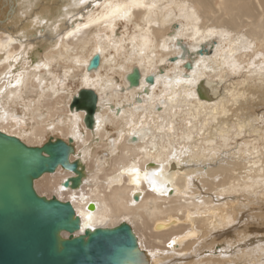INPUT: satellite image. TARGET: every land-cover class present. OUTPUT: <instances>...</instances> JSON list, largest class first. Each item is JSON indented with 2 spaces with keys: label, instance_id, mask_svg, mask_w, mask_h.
Segmentation results:
<instances>
[{
  "label": "bare ground",
  "instance_id": "6f19581e",
  "mask_svg": "<svg viewBox=\"0 0 264 264\" xmlns=\"http://www.w3.org/2000/svg\"><path fill=\"white\" fill-rule=\"evenodd\" d=\"M39 1L0 0V73L9 70L0 84V132L28 147L49 137L71 139L70 161L78 159L84 170L75 190L61 186L70 172L43 175L34 182L37 195L70 202L81 221L77 235L127 223L147 264H264V0H106L72 22L44 60L27 39L41 19L53 17L51 5ZM86 2L92 0L59 3L55 20L65 21L62 14ZM121 20L136 29L127 50L121 37H87ZM215 35L216 57L197 58ZM184 37L194 46L188 60ZM111 49L123 56L120 62L107 58ZM95 54L99 66L87 71ZM27 56L34 57L29 71L19 65ZM53 64L62 79L52 75ZM104 67L122 82L100 75ZM133 69L134 87L126 80ZM70 76L79 88L68 96L63 87ZM20 85L31 97L25 108L33 125L26 129L14 106ZM79 89L97 97L91 129L83 110L69 109ZM89 140L105 154L92 152ZM235 222L243 226L233 228Z\"/></svg>",
  "mask_w": 264,
  "mask_h": 264
},
{
  "label": "water",
  "instance_id": "95a60500",
  "mask_svg": "<svg viewBox=\"0 0 264 264\" xmlns=\"http://www.w3.org/2000/svg\"><path fill=\"white\" fill-rule=\"evenodd\" d=\"M99 63V55H93L86 70L95 71ZM138 78V70L133 69L126 80L134 87ZM96 98L92 90L79 89L69 105L71 111L85 112L88 129ZM73 152L71 139L49 137L40 147H28L0 132V264H147L127 223L85 229L77 235L81 221L72 204L37 195L34 182L58 168L73 175L62 181L63 189L79 188L84 167L78 159L70 161ZM87 210H94L93 203Z\"/></svg>",
  "mask_w": 264,
  "mask_h": 264
},
{
  "label": "rangeland",
  "instance_id": "374dc122",
  "mask_svg": "<svg viewBox=\"0 0 264 264\" xmlns=\"http://www.w3.org/2000/svg\"><path fill=\"white\" fill-rule=\"evenodd\" d=\"M103 1H106V0H92V2H86V4H83L79 7H75V9H73L72 11H70L69 15L68 16H64V14H62V16L64 17L63 20L65 21H62V22H57L55 20V13H56V8L59 6V3L61 2H67V0H59L58 2H54V3H48L47 0H40L39 1V5L42 6V5H47L48 7L51 5L50 10H52V20H49L48 23H46L45 21L47 20H43L41 19V23L37 26V29L35 32V34L33 35H30L29 38L27 39H31V41L29 43V45H31L33 47V49L37 52V57H39V59L41 60H44L45 58V55L47 54V52H49L55 45H53L52 43L55 42V41H59L60 39H62V34L70 27L71 23L74 22L75 20H83L87 15H88V12H90V9H91V5H94V9H97L100 7L101 5V2ZM99 2V3H98ZM88 3V4H87ZM56 5V6H55ZM88 5V6H87ZM85 6V7H84ZM96 6V7H95ZM37 9H39L38 6H34V9L33 11H31V14L30 15H34V13L36 11H38ZM79 11V12H78ZM78 12V13H77ZM80 16V17H79ZM25 18H29L28 15H25V17L22 19L23 21H26L24 20ZM66 18V19H65ZM80 18V19H79ZM22 21V23H23ZM69 21V22H68ZM122 21V22H121ZM121 21H118L115 25V27L113 26V28H109L108 26H100V27H96V28H93L89 31V35H87V37H90V35H94L96 33H100L101 35L105 34L106 37L108 38H111V39H119L120 37L122 38L123 40V47H125V49L127 50V47H126V44L128 43L127 41L130 39V37L132 35L135 34V31L136 29L134 28L133 24L132 23H128L127 21H124V20H121ZM177 22V21H176ZM61 24V26L59 27H56L57 24ZM66 23V24H65ZM178 23V22H177ZM174 22V25L177 24ZM53 24V25H52ZM55 24V25H54ZM118 25V26H117ZM64 26V27H63ZM133 26V27H132ZM43 27V28H42ZM53 27V28H52ZM68 27V28H67ZM131 27V28H130ZM99 28V29H98ZM15 30V28H12ZM41 29V30H40ZM11 30V29H9ZM94 30V31H93ZM40 31V32H39ZM55 31V32H54ZM59 31V32H58ZM109 31V32H108ZM123 32V33H122ZM129 32V33H127ZM43 33V34H42ZM61 33V34H60ZM55 34V35H54ZM118 34V35H117ZM121 36H120V35ZM125 34V35H124ZM12 37V35H10ZM37 36V38H36ZM58 36V38H57ZM119 36V37H118ZM47 37V38H45ZM113 37V38H112ZM128 37V38H127ZM50 38V39H49ZM55 38V39H54ZM57 38V39H56ZM120 38V39H121ZM125 38V39H124ZM217 36L215 35L213 38H212V41H214V44H211V43H208V44H205L203 48H198V52L195 54L196 56H198L197 58L203 56V57H206V58H214L216 56H213L212 55V52L214 53V51H212L213 48H215L216 46V41H217ZM39 39V40H38ZM33 40V41H32ZM51 40V41H50ZM181 44L185 47V49L187 50V55H186V58L188 60V58H191L192 55H193V50L194 49L193 47V44H191V42L189 41V39L187 37H184V38H181ZM35 42V43H34ZM38 43V44H36ZM49 44V45H48ZM39 45V47H38ZM48 45V46H47ZM44 46V47H43ZM214 46V47H213ZM38 47V48H37ZM51 47V49H50ZM44 48V49H43ZM47 48V49H46ZM176 48V47H175ZM45 50V51H44ZM48 50V51H47ZM177 50V49H175ZM214 50V49H213ZM212 51V52H211ZM111 52V53H110ZM111 50H109V53L107 54L106 53V56L107 58L113 56V59L116 61V63L120 62L122 60V57L121 54L118 55V52H114ZM203 52V53H202ZM113 53V54H112ZM39 54V55H38ZM117 55V56H116ZM177 54L176 53H173L172 55H170V58H173L175 57ZM215 55V53H214ZM44 56V57H43ZM27 56L26 58L23 59V61L21 60L20 64L21 65V69L22 70H25V71H29L31 70V64H32V59L34 58H31ZM121 58V59H120ZM169 60V59H168ZM167 60V61H168ZM166 61V62H167ZM26 63V65H24ZM172 62L169 60L167 63V66H168V69H171L170 71H172V68H173V63L171 64ZM226 69L227 67L224 66ZM105 68V67H104ZM102 69L100 71V75H102L104 77L105 74H108L109 76H112L113 72L107 70L106 68L105 69ZM165 68V67H163ZM45 70L44 68H41V70ZM229 69V68H228ZM42 70V71H43ZM105 70V71H104ZM8 71H5L6 73H3L1 74L0 73V84L4 81H7V79H9L7 76H8ZM50 71L52 73V75H56V77H59L60 79H62V69L60 67H57L53 64V66H51L50 68ZM230 71V72H229ZM172 73V72H171ZM6 75V76H5ZM14 75H17L16 72H14ZM47 75V76H46ZM45 76L48 77L49 79H52V76H48V74H46ZM227 75L228 76H232V73H231V70H227ZM4 77V78H3ZM113 77L114 78H117L115 80H118V81H121V78L119 76H117L116 74H113ZM71 76L68 78V79H64V82H65V87H63V89H65L66 93L69 95H72L74 94L79 86L76 82V79L78 78H71ZM122 82V81H121ZM67 83V84H66ZM76 83V84H75ZM74 85H77V86H74ZM121 85V84H120ZM67 86V87H66ZM72 88H71V87ZM21 87V92H20V98L17 100L16 104L14 105L16 107V110H17V113L20 117L24 118L23 122L26 124L24 125L25 129L26 128H29L30 126L33 125V121H30L29 120V117L31 116V114L26 110L25 108V104L28 103V100L31 98L28 96L27 92L24 90V86L23 85H20ZM57 87H61V83L58 82L57 83ZM69 87V88H68ZM68 88V89H67ZM71 88V89H70ZM70 89V90H69ZM74 91V93H73ZM69 92V93H68ZM32 97H34V95H32ZM68 99V98H67ZM5 102L4 98H3V93L0 94V103L3 104ZM262 107V106H261ZM264 107V106H263ZM264 109H262L263 111ZM24 112V113H23ZM262 113V112H261ZM22 114H25V115H22ZM27 115V116H26ZM28 119V120H27ZM22 122V123H23ZM23 123V124H24ZM28 123V124H27ZM28 125V126H27ZM113 128H108V131L110 132L111 135H115V130L113 129V131L111 130ZM88 144H90L91 148H92V152H98V156L101 157L105 154L104 150L103 149H97V143L96 142H92V140H89L87 142ZM97 149V150H95ZM242 222H240L239 224L238 223H233L231 226L234 227H242ZM231 240L232 241H236V236H235V232L231 233V236H230ZM219 244V243H217ZM220 247H225L227 246L226 243H221L219 244ZM181 248V246L179 247ZM178 248V249H179ZM222 248H219V249H216V251H219L220 249ZM205 251V250H204ZM210 250L206 249V252H209Z\"/></svg>",
  "mask_w": 264,
  "mask_h": 264
}]
</instances>
